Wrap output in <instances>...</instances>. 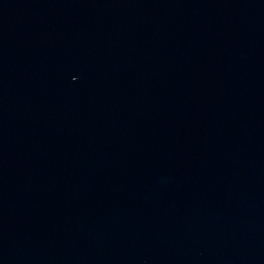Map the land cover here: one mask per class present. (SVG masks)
<instances>
[{
  "label": "water",
  "instance_id": "95a60500",
  "mask_svg": "<svg viewBox=\"0 0 264 264\" xmlns=\"http://www.w3.org/2000/svg\"><path fill=\"white\" fill-rule=\"evenodd\" d=\"M0 264H264V0H0Z\"/></svg>",
  "mask_w": 264,
  "mask_h": 264
}]
</instances>
